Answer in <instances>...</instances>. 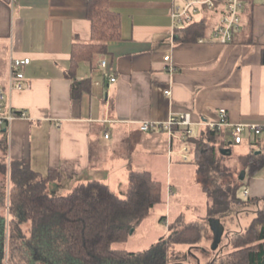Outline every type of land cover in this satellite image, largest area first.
I'll list each match as a JSON object with an SVG mask.
<instances>
[{"label":"crops","instance_id":"0c3cea01","mask_svg":"<svg viewBox=\"0 0 264 264\" xmlns=\"http://www.w3.org/2000/svg\"><path fill=\"white\" fill-rule=\"evenodd\" d=\"M87 2L0 0V82L7 85L12 58H30L23 68L29 86L8 93L10 104L27 116L1 135L7 161L26 159L41 175L57 169L63 187L95 179L124 196L129 172L147 170L164 184L166 200L173 158L180 157L177 165H194L189 144L182 150L179 133L170 137L163 128L171 117L188 112L193 137L210 128L221 109L232 124L264 125V2L248 5L233 41L220 44L210 39L214 16L203 37L185 39L184 26L172 18L183 0H108L119 16L120 38L108 42L106 54L93 63L79 62L73 80L87 84L73 98L66 74L72 45L91 38ZM102 59L105 68L99 67ZM146 121L154 124L147 132L140 128ZM222 129L228 141L223 135L221 141L235 144L232 127ZM242 137L250 145L255 135L244 131ZM156 165L165 174L158 176ZM243 179L244 196H264V176L245 171Z\"/></svg>","mask_w":264,"mask_h":264},{"label":"trees","instance_id":"16d2710c","mask_svg":"<svg viewBox=\"0 0 264 264\" xmlns=\"http://www.w3.org/2000/svg\"><path fill=\"white\" fill-rule=\"evenodd\" d=\"M214 15L206 13L200 21L182 25L185 39L203 37ZM86 16L91 22V38L72 45L66 74L72 79L70 93L73 98H78L87 84L86 80H73L79 62L93 63L98 56L106 54L108 42L120 38L119 16L110 10L108 0H88ZM261 62L264 64V46ZM222 130L208 128L200 136H189L186 140L207 197L204 219L214 217L221 220L223 215L235 212L238 224L234 229L224 228L223 243L221 240L216 250L210 249L211 257L205 264H264V196L243 199L238 194L239 188L244 186V179H239L241 170L254 176L264 167V138L260 134L252 138L250 150L242 162L228 167L222 159L231 155L232 150L231 144L221 141ZM0 133L5 137L6 131ZM3 140H0V173L8 176V187H5L7 210L18 220H28L45 229L49 247L43 249V253L48 258L47 252H51L54 262L167 264L170 247L175 244L195 246L203 237L205 239L207 227L202 222L181 223L177 227L174 226L177 223H172L167 238L160 237L146 250L132 252L114 248L113 243L126 240L130 229L146 217L150 209L166 202L161 181L153 178L147 170H132L123 197L95 179L74 185L66 194H53L48 185L52 183L59 187L61 172L49 168L46 175H41L30 167L26 159L7 161ZM227 147L230 154H221L220 149ZM240 212L254 214L245 226L240 224ZM175 221L180 220L176 218ZM35 255L38 257L36 252Z\"/></svg>","mask_w":264,"mask_h":264},{"label":"rangeland","instance_id":"374dc122","mask_svg":"<svg viewBox=\"0 0 264 264\" xmlns=\"http://www.w3.org/2000/svg\"><path fill=\"white\" fill-rule=\"evenodd\" d=\"M222 135L225 141H228V135H225L224 132ZM231 150V155L222 159L228 167L242 162L250 150L248 139L245 138V141L241 144L231 145ZM1 153L0 157H2ZM177 159L181 160L180 157L173 158L170 171L169 168L167 171L170 173L173 186L166 202L150 209L148 215L130 229L126 240L113 243L114 248L132 252L143 251L158 241L160 237L167 238L172 223H177L174 224L177 227L181 223L202 222L207 227L204 232L205 239L203 237L200 243L195 246L175 244L170 247L167 250V264H205L209 260L211 257L212 232L208 225V219H204L207 205L206 193L202 189L196 166L184 162L183 165H177L179 163ZM157 165L155 167L158 169ZM158 170L160 173L158 176L165 174L164 166H159ZM257 175L264 176V167L259 170ZM7 177L0 173V264H64V261L54 262L51 252H47L48 258L44 256L43 249H47L49 245L48 237L45 236L46 232L42 226H34L28 220H18L12 212L7 210L8 193L7 189L5 190V187H8ZM154 177H156L155 174ZM162 179H165V177ZM55 186L52 183L48 185L53 194L63 195L72 189V187H63V183H60L59 187ZM244 187L239 188L238 194L241 198L246 199L247 196L243 194ZM118 196L123 197L124 194H118ZM250 208L255 209V206L250 205ZM163 216L164 219L161 220ZM253 216V212H240V224L247 225ZM176 218L180 221L176 222ZM125 221L127 222V220ZM220 221L224 228L234 229L238 225L235 212L223 215ZM40 234H43V236ZM39 239H41L39 242L41 245H37ZM221 240V243H223L224 239L221 238ZM39 254H43V256H39ZM65 263L72 264L70 261Z\"/></svg>","mask_w":264,"mask_h":264},{"label":"built area","instance_id":"2783aa9c","mask_svg":"<svg viewBox=\"0 0 264 264\" xmlns=\"http://www.w3.org/2000/svg\"><path fill=\"white\" fill-rule=\"evenodd\" d=\"M264 2V0H183L182 4L174 7L172 11V18L178 25H187L201 20V17L206 14H215L217 23L211 31V41L220 44L231 43L235 34L239 31L241 26L242 12L246 9L249 3ZM199 42H204V38H200ZM170 55L167 54L163 57L164 61H168ZM30 62L29 57L12 58L9 63L8 82L7 85L0 82V130L5 128L8 130L12 121L17 118H25L26 112L14 108L9 100L8 93L10 91H22L29 86V81L25 79L23 68ZM100 68L106 67V60L102 59L99 62ZM116 78L109 74V81L114 82ZM98 84V81H94ZM164 94L169 96L170 90L165 89ZM191 121L188 112L181 113L177 116L171 117L164 125L163 128L167 130L170 137H173L177 132L179 139L184 144L182 150H187V138L191 135L190 129ZM232 127L231 135L232 142L240 144L243 140L242 133L244 131L252 132L257 136L260 134L264 125L235 123L232 124L227 118V113L224 109L218 112V119L216 122L209 124L211 129L220 130L224 127ZM142 131H150L154 128L151 122H142L140 125ZM106 136V135H105ZM186 160V155L182 156ZM247 191H244L246 194Z\"/></svg>","mask_w":264,"mask_h":264},{"label":"water","instance_id":"95a60500","mask_svg":"<svg viewBox=\"0 0 264 264\" xmlns=\"http://www.w3.org/2000/svg\"><path fill=\"white\" fill-rule=\"evenodd\" d=\"M0 131L5 132L6 129L3 128ZM230 152H231V150L228 147L220 149L221 154H230ZM256 152H260V151H256ZM244 174H245V170H241V172L239 174V179L242 180L244 177ZM208 225L210 227V231L212 232V240H211L210 249L214 251L217 249V247L219 246V243L221 242L224 227H223L220 219L214 218V217H211L208 219Z\"/></svg>","mask_w":264,"mask_h":264}]
</instances>
